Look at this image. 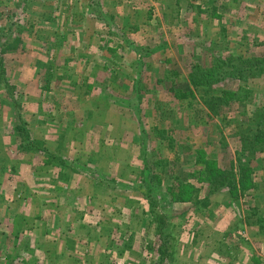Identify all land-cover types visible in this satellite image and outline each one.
Returning <instances> with one entry per match:
<instances>
[{
  "label": "rangeland",
  "instance_id": "obj_1",
  "mask_svg": "<svg viewBox=\"0 0 264 264\" xmlns=\"http://www.w3.org/2000/svg\"><path fill=\"white\" fill-rule=\"evenodd\" d=\"M86 2L102 26L76 18L71 37L36 22L39 0H0V40L21 47L0 57V264H264V148L241 138L264 132V70L226 64L264 67V0ZM239 159L242 196L200 180Z\"/></svg>",
  "mask_w": 264,
  "mask_h": 264
},
{
  "label": "trees",
  "instance_id": "obj_2",
  "mask_svg": "<svg viewBox=\"0 0 264 264\" xmlns=\"http://www.w3.org/2000/svg\"><path fill=\"white\" fill-rule=\"evenodd\" d=\"M18 40H0V57H2L5 53L16 50L18 47ZM229 61L226 63L229 65L232 70L231 73L233 74V77L236 78H245L250 75H256L258 72H262L264 70V67H261L258 65L257 59L248 58L245 56H229ZM219 61V60H218ZM196 74H194L195 76ZM205 81H202L201 83H195L196 85H202ZM207 84V82H205ZM210 85V84H209ZM210 87H208L209 90ZM209 92V91H207ZM240 93V92H237ZM244 94V93H241ZM241 94L238 95V100H242L240 97ZM245 98L248 97V94H244ZM243 96V97H244ZM241 98V99H240ZM242 141L244 144V150L247 151H254L258 152L261 151L264 148V132L262 129H257L256 133L250 135V133H245L242 137ZM255 147V148H252ZM261 148L260 150L258 148ZM161 165L159 161L153 162V163H147L146 168L148 171H151ZM167 163H165L164 166H166ZM217 170L212 172H209L207 170L200 171L202 178L201 181H207L211 182L214 189H221L222 187H225L229 192L236 195L238 197L239 195H243L246 189L249 187V184H246V176L249 177V173L247 174V171H249V167L247 166L246 162L242 159H239L236 164L231 165L228 168H219ZM216 172V173H215ZM154 177L150 176V181ZM182 188H192L190 191L181 190V197L180 199L183 200L184 198L192 200L196 199V204L202 205L206 204L208 201L207 197H200V189H196L189 183L182 182L179 184Z\"/></svg>",
  "mask_w": 264,
  "mask_h": 264
},
{
  "label": "crops",
  "instance_id": "obj_3",
  "mask_svg": "<svg viewBox=\"0 0 264 264\" xmlns=\"http://www.w3.org/2000/svg\"><path fill=\"white\" fill-rule=\"evenodd\" d=\"M41 3H40V5H39V8H41L42 10L41 11H38V14H37V16H38V18H37V21L36 22H38V23H40V24H42L43 22H46V25L49 23V22H53V21H55V20H57V19H63V18H66L67 19V22H71V27H75V29H71L70 30V35H71V37H75L76 35L77 36H81L82 35V32L81 33H78V32H76V30H77V28H78V25H76L74 22H76V18H86V19H90V22L93 20L94 21V26L96 27V25L97 26H99L100 28H101V24L100 23H98V24H95L96 23V21L97 20H95L89 13H88V7H89V3L90 2H86V3H83V1L84 0H75L74 1V5H76L77 7H79L80 8V11L79 12H77V13H73V12H66V14H61V13H59V14H57V15H55L53 12H55V10H56V8L55 9H53V12L52 13H50L49 14V12L46 10L47 9V7H45L46 5V1H48V0H39ZM56 1L57 0H54V2L56 3ZM60 1V0H59ZM80 1H82V3L80 2ZM51 2H52V0H51ZM82 14V17L80 16ZM90 17V18H89ZM99 19H100V17H99ZM98 19V20H99ZM88 21V20H87ZM86 37L87 35H86V33L84 34V32H83V35H82V37ZM100 36V35H99ZM48 48H51V49H53L52 47H48ZM84 49V48H83ZM21 50V47H18L16 50H11V51H20ZM76 51H74V53H75ZM84 52H85V50H84ZM7 53H9V52H7ZM76 53H80V50H79V52L77 51ZM13 54V53H12ZM10 55V54H9ZM85 62V61H84ZM68 64H71V62L69 61L68 62ZM63 91H65L64 89H63ZM69 93V92H68ZM59 95H61L60 93H59ZM67 96V93H64L63 95H62V97H60V98H62L63 100L62 101H64V99H66V97H63V96ZM39 96H38V93H37V96H36V98H38ZM59 98V96H56V98ZM40 99H41V97H40ZM39 100V99H38ZM40 113H42V111L40 110L39 112H38V114L39 115H35V118H38V117H42L41 115H40ZM1 117V116H0ZM41 120V119H40ZM40 120H38V122L40 121ZM38 127H39V125H38ZM2 131V130H1ZM0 131V133H2ZM13 132V131H12ZM14 161H15V159H13V163H12V165H10L9 167L11 168V167H13V169H15L14 170V173H16V171H17V167H14ZM2 164H5V163H2ZM13 169H11L12 171H13ZM10 170V171H11ZM20 171H21V169H19V173H18V176H19V174H20ZM6 172H7V169H6ZM17 176V174H15V177ZM14 177V181L13 180H11L10 178H8V177H4V183H7V185L6 184H4V187H3V192L2 193H4V195L5 194H7V195H5L6 197H7V199H6V197H4V195H3V197L2 198H4V201H5V203H8L11 199H12V196H13V194L15 195V194H18L19 192H17L18 191V189H19V187L21 186L20 185V183L18 184V186L19 187H17V185H15L16 183H17V180H18V178L19 177H16L15 178ZM21 193V192H20ZM10 197V198H9ZM18 199H20L21 197H17ZM14 204H8L7 205V207H8V209L9 210H14ZM10 207V208H9ZM15 212V211H14Z\"/></svg>",
  "mask_w": 264,
  "mask_h": 264
}]
</instances>
